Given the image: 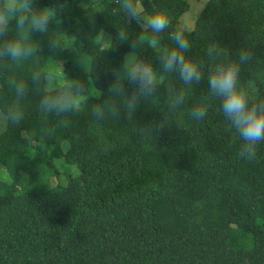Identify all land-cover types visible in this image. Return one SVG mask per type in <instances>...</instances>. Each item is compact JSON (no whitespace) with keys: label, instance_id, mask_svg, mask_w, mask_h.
Masks as SVG:
<instances>
[{"label":"trees","instance_id":"16d2710c","mask_svg":"<svg viewBox=\"0 0 264 264\" xmlns=\"http://www.w3.org/2000/svg\"><path fill=\"white\" fill-rule=\"evenodd\" d=\"M142 2L148 12L166 10L171 27L160 34L161 47H173L168 33L182 30L188 0ZM33 7L55 9L48 30L31 33L34 54L0 61V217H8L0 221V264H264V142L254 158L238 156L243 141L207 84L209 44L245 49L252 59L241 65L239 83L250 102L264 99V0H207L193 29L182 30L200 83L171 110L167 86H186L165 74L156 97L141 100L132 115L127 70L142 59L161 71L151 33L127 21L115 0H33ZM128 26L139 32L114 37ZM8 34L16 35L14 22ZM10 78L27 89L19 124L6 119L15 96ZM66 78L83 82L86 98L73 112L43 114L42 97ZM115 79L122 97L108 91ZM201 103L207 115L193 119ZM14 141L19 149H7Z\"/></svg>","mask_w":264,"mask_h":264},{"label":"clouds","instance_id":"9594fccd","mask_svg":"<svg viewBox=\"0 0 264 264\" xmlns=\"http://www.w3.org/2000/svg\"><path fill=\"white\" fill-rule=\"evenodd\" d=\"M115 3L119 5L127 21H134L144 29L145 33H151L148 39L151 47L158 52L161 66V71L158 72L150 62L139 59L129 67L126 79L133 89L130 96L124 97L128 114L132 115L141 100L156 97L158 87L164 82L165 74H175L186 86L181 88L173 83L166 88L169 109H177L184 104L187 87L193 83H200L202 79L198 64L185 55L190 51V43L184 31H169L168 36L174 46L161 47L160 34L171 27L165 9L152 5V11L148 12L142 0H115ZM53 16H55V9L36 10L33 7V0H0V61L10 60L19 63L31 57L35 51V48L28 43L31 40V33L46 32ZM13 22L16 35L9 38L8 30ZM117 38L121 41L127 40L123 29L118 30ZM144 39L145 37L141 36L139 40L132 41V49L134 50ZM104 40L102 36L97 43H103ZM207 56L213 61L207 80L210 95L221 101L223 115L243 141L238 156L243 159H252L255 156L257 144L264 142V99L250 102L247 90L239 83L241 65L250 62L252 54L245 49L233 52L213 42L207 48ZM32 79L38 84L41 76L36 73ZM8 84L14 89L15 96L7 109L6 119L12 124H19L23 119L21 101L26 95V85L15 78H10ZM85 89V84L79 79L66 78L61 88L53 94L42 97L40 111L45 115L55 113L58 116L73 112L78 108L79 101L86 98ZM108 91L115 98L124 96L122 81L115 79ZM100 96V91L96 90V99L99 100ZM118 112L119 108L113 105L112 114L117 117ZM95 115L98 118L104 116L100 105L96 106ZM206 115L205 103H201L191 112L192 118L196 120L203 119ZM143 129L151 130V128Z\"/></svg>","mask_w":264,"mask_h":264},{"label":"rangeland","instance_id":"374dc122","mask_svg":"<svg viewBox=\"0 0 264 264\" xmlns=\"http://www.w3.org/2000/svg\"><path fill=\"white\" fill-rule=\"evenodd\" d=\"M207 0H188L189 3V10L184 13L180 19H179V28L184 30V31H190L193 29L195 20L199 14V12L201 11L202 7L204 6L205 2ZM81 19L86 22L91 18V14L88 11H83L81 14ZM125 33H132L135 34L137 32H139V28L135 27V26H128L126 28V30H124ZM117 34H114V37L117 38ZM119 39V38H117ZM86 65H90V63L86 62ZM98 68H100L99 66H97ZM147 101L151 102L153 100V98L151 99H146ZM6 130V122L5 119L3 117V115L0 113V133H3ZM7 149L9 150H17L19 149L17 142L14 141L12 144H10L9 146H6ZM7 216L4 217H0V221L3 222L7 219Z\"/></svg>","mask_w":264,"mask_h":264}]
</instances>
